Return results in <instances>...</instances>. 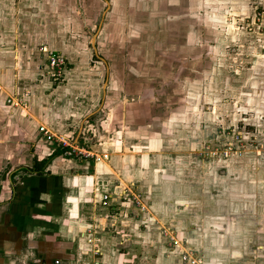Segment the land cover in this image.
I'll list each match as a JSON object with an SVG mask.
<instances>
[{
	"label": "crops",
	"instance_id": "obj_1",
	"mask_svg": "<svg viewBox=\"0 0 264 264\" xmlns=\"http://www.w3.org/2000/svg\"><path fill=\"white\" fill-rule=\"evenodd\" d=\"M7 10L0 9V264H182L187 244L202 250L204 264H264V201L258 199H264V177L257 178L250 161L220 168L217 194L206 189L207 200L187 179L201 169L200 160L181 140L174 144L173 127L185 115L168 102L182 101L169 88L194 95L183 90L191 85L188 77L179 90L155 86L165 99L149 86H109V77L105 86H85L89 79L77 68L65 73L66 84L24 86L16 49L26 46L15 47ZM60 53L72 60L68 50ZM255 60L264 80V57ZM205 100L199 95L195 106ZM41 127L106 159L68 156L41 138ZM56 153L40 173L23 171ZM131 185L145 196V209L128 195ZM190 218L205 222L190 229ZM245 219L248 227L239 235L227 226ZM159 224L176 234L178 246L166 247L173 240L162 242Z\"/></svg>",
	"mask_w": 264,
	"mask_h": 264
},
{
	"label": "rangeland",
	"instance_id": "obj_2",
	"mask_svg": "<svg viewBox=\"0 0 264 264\" xmlns=\"http://www.w3.org/2000/svg\"><path fill=\"white\" fill-rule=\"evenodd\" d=\"M0 4L8 7L16 27L11 31L15 47L21 41L27 47L16 49L20 67L16 72L24 86L66 84L65 73L77 68L84 81L89 79L85 86H105L109 77V86H149L156 98L165 99L155 86H183L188 77L191 85L183 90L194 95L182 97L181 90L169 88L182 101L170 99L168 107L185 115L173 127L174 144L181 140L200 160L201 169L187 178L190 183L197 182L207 200L206 189L212 191L209 196L217 194L214 177L227 164L250 161L257 178L264 177V80L255 60L264 57L259 21L264 0H0ZM7 27L4 22V32ZM241 45L247 48L241 50ZM63 48L72 60L60 53ZM43 50L67 60L58 81L46 73ZM233 56H238L234 64ZM199 95L206 100L196 107ZM127 193L141 209L147 207L136 186H129ZM198 197L193 196L196 201ZM243 221L227 226L239 235L248 227ZM204 222L190 218L187 227L196 229ZM159 227L162 242L173 240L166 247L178 246L176 234L165 224ZM180 250L182 264H204L200 248L187 244Z\"/></svg>",
	"mask_w": 264,
	"mask_h": 264
},
{
	"label": "built area",
	"instance_id": "obj_3",
	"mask_svg": "<svg viewBox=\"0 0 264 264\" xmlns=\"http://www.w3.org/2000/svg\"><path fill=\"white\" fill-rule=\"evenodd\" d=\"M259 21L261 22V26H263V29H264V12H261ZM263 31H261L262 36H264ZM43 53H45V62H46L45 70H46L47 75L53 80L58 81V78L62 76L63 70L66 68L67 60L63 56L58 54V52H48V51L43 50ZM8 103L13 104L14 106L24 105L22 99L20 98L18 99L9 98ZM39 131H40L41 138L44 139L45 141L50 142V143L53 142L56 145H60L64 149H67V151H65V154L68 156H73L75 158H78V157L94 158L95 161H98V162L101 159L103 160L104 158L106 159L105 156L99 157L97 155L87 152L85 149L74 147L73 145L67 146L68 144H66L64 140L57 138L44 127H41ZM106 199H107V196H104V200ZM191 264H195V262H191Z\"/></svg>",
	"mask_w": 264,
	"mask_h": 264
},
{
	"label": "trees",
	"instance_id": "obj_4",
	"mask_svg": "<svg viewBox=\"0 0 264 264\" xmlns=\"http://www.w3.org/2000/svg\"><path fill=\"white\" fill-rule=\"evenodd\" d=\"M56 154H53L51 157H49L48 159L44 160V161H41L39 162L37 159H34V163H33V166L32 168L30 169H24L23 171L24 172H29V173H32V174H38L41 172V168L43 166H45L53 157H55Z\"/></svg>",
	"mask_w": 264,
	"mask_h": 264
},
{
	"label": "water",
	"instance_id": "obj_5",
	"mask_svg": "<svg viewBox=\"0 0 264 264\" xmlns=\"http://www.w3.org/2000/svg\"><path fill=\"white\" fill-rule=\"evenodd\" d=\"M95 40H96V37H95ZM95 42H96V41H92V46H93V47H94V45H95Z\"/></svg>",
	"mask_w": 264,
	"mask_h": 264
}]
</instances>
